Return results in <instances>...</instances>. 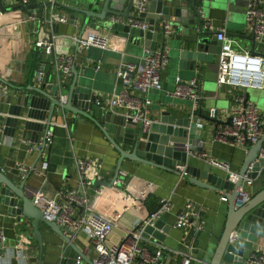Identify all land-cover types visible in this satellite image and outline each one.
Returning <instances> with one entry per match:
<instances>
[{"label": "crops", "instance_id": "obj_1", "mask_svg": "<svg viewBox=\"0 0 264 264\" xmlns=\"http://www.w3.org/2000/svg\"><path fill=\"white\" fill-rule=\"evenodd\" d=\"M57 1L72 5L71 0ZM37 2L38 6L34 11L47 0H37ZM247 2L248 0H209L206 2L207 6L203 17L204 25L211 31L225 28L229 33L228 35L233 38L235 48L249 50L252 53L255 49L258 54L263 55L264 41L262 43L256 42L254 45L247 32L245 19ZM151 3L152 0L149 7H151ZM18 4H20L18 0H7V4L3 5L5 9H1L2 16L0 15V76L16 87L10 91L12 95L32 93L40 96L38 89L54 93L57 89L54 63L59 54L66 53L74 58V65L78 72L77 86H81L83 91L94 96L108 99L123 90L116 74L119 64L127 61L140 62L146 50L149 49L145 46L144 39L137 40L132 36L121 38L113 32L110 34L111 46L107 49L97 47L78 49L68 37L74 33H81L83 24L81 15L56 6L57 10L68 16L67 23L58 24L56 28L39 27L24 20L26 12L22 9L9 10ZM127 5V1L122 5L124 12ZM48 12L49 8H46L44 14L46 15ZM127 20L125 19L126 22ZM145 21L150 25L149 18H146ZM208 22H211L212 28L209 27ZM53 32L60 35L57 50L55 53L43 52L40 60L35 61L33 58L35 49L31 46L32 39L38 40ZM166 45L169 63L161 72L163 89H152L146 95L151 118L155 121L159 120L162 112L166 111L170 112L172 118L177 121L191 116L193 112L200 113L201 111L204 115L209 116L210 110L216 109L217 117L214 119L217 122L204 119L200 121L204 128L199 142H204L206 145L200 152L189 154V164L198 168L203 167L207 162L200 158L199 154L206 153L209 156L228 161L231 169L239 173L244 166L249 146L233 147L220 141H214L212 135L218 125L227 121L230 110L236 105V98L239 95L246 97V94L249 93V102L257 104L263 113L264 89L238 88L232 85L220 86L218 83L219 54H215L213 62H195L193 58L187 55V42L178 29L173 31ZM161 47L159 45L157 50H160ZM40 70H42L43 76L40 75ZM36 72L37 78L34 74ZM178 77L183 82L197 78L203 99L196 106V109L192 100L170 94L176 86ZM73 81L74 76L72 75L65 84L64 94L69 93ZM258 94L262 95L259 99L256 98ZM7 109V106L0 99V125L5 122L6 116H8V113H3L7 112ZM116 111L125 114L124 109ZM66 116V121L61 123L57 121L56 125L54 124L51 142L41 156L36 151H29L23 146L22 131L17 132L13 137L9 135L0 139V169L8 177L15 179L17 184H20L22 178L25 177L18 171L17 164L19 162H23L31 168L34 165L39 168L43 162H48L46 172L34 171L28 178L25 188L29 196H32L36 190H42L52 197L61 190L74 187L77 183L75 168L77 157L100 159L102 162V180L104 181L110 182L115 175L120 153L101 128L83 116H78V119H82L84 122L77 120L74 123L72 122V114ZM113 137L115 138V136ZM128 150L131 149L128 148ZM211 171L219 175L227 174L226 171L212 165ZM121 172V174H127L125 180L131 182L130 184L134 188H147L149 190V196L146 200L147 208L157 209L164 199L171 201V211L165 213L161 218L166 225L172 224L170 233L162 242L164 245L162 263L182 264L185 253H187L191 257V264H210L226 230L230 204L228 200H224V195L191 184L175 172L127 159L123 161ZM102 187L104 193L95 198L94 206L97 210L110 216H114L116 213L120 214L113 232L107 238L108 244H118L134 230L143 215L142 213L121 212L120 204L114 201L115 195L123 189L121 185ZM263 190L264 178L260 175L249 189L248 201L255 198ZM187 200H193L195 204L202 207L204 229L195 236L185 237L184 231L175 228L174 223L176 215L185 206ZM146 215L145 212L144 216ZM39 229L45 237L50 238L48 242L44 243V263L76 264L75 254L67 247V244L63 245L64 257L53 258L54 255H51V252H55L57 248L53 247L50 241L55 240L61 243V240L54 236L51 238L52 232L46 224L41 223ZM1 231L5 233L7 240L0 248L2 256L0 264H18L21 260L24 264H28V261L29 264H38L40 246L34 237L35 229L30 222L18 223L16 217L10 215L5 206L0 207ZM21 232L27 234L32 240V244L25 252L26 259L25 257L20 258L23 256L18 255L15 250L17 234ZM190 235H194L193 231H190ZM185 238L191 246L183 244ZM153 239L155 238L150 240ZM73 241L89 258H95L96 252L93 247L91 248V242L84 234L79 233ZM244 256L246 264H259L253 259L264 258V229L259 231L253 249L245 250ZM30 260H34V262H30Z\"/></svg>", "mask_w": 264, "mask_h": 264}, {"label": "water", "instance_id": "obj_2", "mask_svg": "<svg viewBox=\"0 0 264 264\" xmlns=\"http://www.w3.org/2000/svg\"><path fill=\"white\" fill-rule=\"evenodd\" d=\"M71 1L72 5L59 1L53 4L83 17L80 35L88 30L96 31L105 36H110L113 32L121 38L132 36L137 40L144 39L147 48L156 50L159 45L165 46L170 38L166 30L168 25L174 30L178 29L179 33L184 36V40L187 42L186 53L195 62H213L215 54H219L221 51V42L216 38L218 32L211 31L204 25L203 17L205 16L206 2L209 0H152L148 12L141 17L136 13L135 0ZM126 1L128 5L124 12L122 5ZM51 5L52 3L49 1L40 4L36 10L40 18L44 16L45 9ZM37 6V0H30V4L27 6L18 4L9 10L22 9L29 13ZM0 8L5 9L2 0H0ZM112 16L128 20L149 18V29L143 30L127 23L112 21ZM76 18L78 19V17ZM57 25L55 24L53 27L56 28ZM250 38L255 45V38ZM77 48L79 49L78 46ZM253 54H258V52L254 49ZM72 71L74 81L65 102L60 100L57 89L54 93L38 89L40 96L32 93L6 94L3 96L0 93V99L8 108L7 112H3L8 113V116L4 122V134L0 139L9 135L13 137L17 132L22 131L23 146L27 150L34 149L41 156L48 149V145L44 144L40 150H37L35 145L47 139L57 121L60 123L66 121L67 114H72L73 123L77 120L84 122V120L78 119V116L91 120L101 128L120 153L113 179L110 182L96 179L94 181L95 186H113L120 177L123 161L127 159L175 172L191 184L224 195L230 204L226 230L210 264H246L245 250L253 249L259 231L264 229V190L241 206L236 204L238 203V192L245 176L257 179L264 170V156H262L264 132L254 144L249 146L244 166L239 172V178L237 182H233L230 180L229 174L219 175L212 172L211 165L208 163L201 168L189 164V154L200 152L206 145L204 142H199L204 128L200 122L201 119L217 122L214 118L204 115L200 111V113L193 112L191 116L175 121L171 113L165 111L162 112L159 120L152 123L150 130L144 132L140 124L133 122L127 115L97 105L94 95L83 91L81 86H77L78 72L75 65ZM34 74L37 78V72ZM2 84L16 88L0 76V87ZM260 96L262 97L261 94H258L256 98L259 99ZM249 99L250 94L248 93L245 101L249 102ZM175 163L184 165V169H177ZM30 175L31 173L27 174L22 178L21 183L17 184L15 179L8 177L0 169V207L5 206L7 212L15 216L18 223L30 222L34 227V237L40 246L38 264H46L43 262L44 243L50 239L41 233L39 229L41 223L50 228L51 238L54 236L61 240V243L55 240L50 241L52 246L57 248L55 252H51V255H54L53 258L64 257L63 245L67 244V247L75 254L76 260L81 257L84 264H95L75 244L73 239L64 233L59 224L48 220L34 204L25 188ZM171 229L172 224L166 225L160 218L154 225L144 226L141 222L134 228L133 232L141 231L145 239L155 238L164 242ZM233 237L235 238L232 239ZM30 262H34V260H30ZM18 264H24L23 260L19 261Z\"/></svg>", "mask_w": 264, "mask_h": 264}, {"label": "built area", "instance_id": "obj_3", "mask_svg": "<svg viewBox=\"0 0 264 264\" xmlns=\"http://www.w3.org/2000/svg\"><path fill=\"white\" fill-rule=\"evenodd\" d=\"M20 4L28 5L30 0H18ZM52 3L49 12L42 18L39 17L34 9L26 13L24 20L34 23L39 27H51L55 24L67 23L68 16L56 9L57 0H47ZM151 0H135L136 13L139 17L148 12ZM0 15L2 11L0 8ZM246 28L250 37L255 41L262 43L264 39V0H248L245 10ZM112 21L127 23L132 27H139L148 30L149 25L145 20L133 19L127 20L112 16ZM212 28L211 22H208ZM168 35L173 34V28L166 26ZM217 40L221 42V51L218 56L219 76L218 83L220 86L232 85L238 88H258L264 89V56L253 54L249 50L237 49L233 46V38L228 35L225 28L217 31ZM56 33V32H55ZM54 32L44 38L32 39V47L38 52L55 53L60 40V35ZM80 49H90L97 47L107 49L111 46L110 36L102 35L96 31L88 30L83 35L74 33L68 37ZM62 40V38H61ZM169 63L167 45L162 46L160 50H146L140 62H121L117 68L116 74L119 82L123 86L122 92L114 94L108 99L95 96V102L99 106L106 107L115 111L124 109L125 115L131 118L133 122L140 124L144 132H148L155 119L151 118V113L147 107L146 95L152 89H163L161 81V72ZM74 58L66 53H61L56 57L54 63L55 85L58 95L62 102H65L67 95L63 93L66 82L73 75ZM40 75L43 76L42 70ZM14 88L8 84H2L0 93L4 96L10 94ZM172 96L187 98L192 100L194 108L203 99L200 85L197 78L183 82L177 78L176 86L170 93ZM245 95H239L229 113L226 122L218 125L213 132V140L220 141L230 146L239 145L250 146L254 144L264 132L263 113L255 103L246 102ZM209 116L217 117V110L211 109ZM5 125H0V136L4 134ZM52 132L43 142L35 145L37 150L51 142ZM29 151H35L29 149ZM200 158L208 164L222 169L230 176V180L237 182L239 173L231 169L228 161L209 156L206 153H200ZM264 156V149H262ZM48 162H43L39 168H33L25 165L23 162L17 164L19 173L24 177L34 171L46 172ZM184 165L176 164V168L184 169ZM77 172V183L74 187L61 190L55 196H48L42 190L33 192L31 198L34 204L43 212L44 216L55 221L62 228L64 233L72 239H75L79 233L84 234L91 242L96 256L93 260L95 264H163L162 255L164 245L162 242L153 239H145L141 231L130 232L126 238L118 244H108L107 238L113 232L116 222L119 219V213L114 216L107 215L95 208V198L102 196L103 187L94 185L96 179L102 180L101 168L102 162L95 157H77L75 160ZM122 173V172H121ZM114 182L113 186L121 185L123 187L114 198V201L121 206V212L142 213L138 224L143 222L144 226L151 224L162 218V216L171 211V201L164 199L159 207L154 211H149L146 206V200L149 196L147 188L137 189L127 182V174H121ZM264 178V170L260 174ZM260 176H258L259 178ZM255 179L245 176L243 184L238 192L237 206H241L249 200V189L253 186ZM224 200H228L224 197ZM146 212V216L144 213ZM203 209L193 202L187 200L185 206L176 215L174 227L182 229L184 235L195 236L204 229L202 221ZM151 213V214H150ZM193 231L194 235H190ZM133 232V233H132ZM132 233V235H131ZM233 237L232 239H234ZM7 237L3 231L0 232V248L6 242ZM147 240V241H146ZM32 244L31 238L21 232L17 234L15 250L18 255L25 257V252ZM183 244L191 246L183 240ZM0 254V258H1ZM26 259V257H25ZM253 261L262 264L264 258L258 257ZM63 264V263H60ZM76 264H84V260L79 257ZM182 264H191V257L185 253Z\"/></svg>", "mask_w": 264, "mask_h": 264}, {"label": "trees", "instance_id": "obj_4", "mask_svg": "<svg viewBox=\"0 0 264 264\" xmlns=\"http://www.w3.org/2000/svg\"><path fill=\"white\" fill-rule=\"evenodd\" d=\"M40 57H41V53L38 52L37 50H34L33 52V58L35 61H38L40 60ZM150 211H154L155 209H153L152 207H148Z\"/></svg>", "mask_w": 264, "mask_h": 264}, {"label": "rangeland", "instance_id": "obj_5", "mask_svg": "<svg viewBox=\"0 0 264 264\" xmlns=\"http://www.w3.org/2000/svg\"><path fill=\"white\" fill-rule=\"evenodd\" d=\"M2 2L4 6L7 4V0H2Z\"/></svg>", "mask_w": 264, "mask_h": 264}]
</instances>
